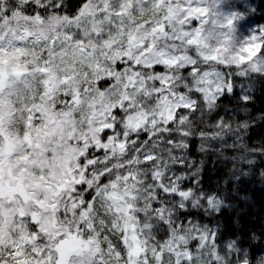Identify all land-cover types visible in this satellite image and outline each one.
I'll return each instance as SVG.
<instances>
[{
	"label": "snow or ice",
	"instance_id": "6c2138e0",
	"mask_svg": "<svg viewBox=\"0 0 264 264\" xmlns=\"http://www.w3.org/2000/svg\"><path fill=\"white\" fill-rule=\"evenodd\" d=\"M234 2L0 0V264H253L179 170L197 128L204 151L250 127L210 119L264 81Z\"/></svg>",
	"mask_w": 264,
	"mask_h": 264
},
{
	"label": "trees",
	"instance_id": "16d2710c",
	"mask_svg": "<svg viewBox=\"0 0 264 264\" xmlns=\"http://www.w3.org/2000/svg\"><path fill=\"white\" fill-rule=\"evenodd\" d=\"M233 8L247 10L239 24L246 33L264 26V0H235ZM236 83L249 87L252 100L246 104L240 102L238 86L236 96L222 98L221 107L210 119L223 117L233 128L247 121L250 125L247 132L240 131L242 139L226 135L224 140L210 141L201 151L197 128V134L189 140L187 163L179 166V170L190 175L199 169L200 187L223 201L218 212L205 215L202 210L193 209L191 215L214 227L220 240L242 241L255 264L264 257V81L248 82L237 78ZM245 149L257 151L246 153ZM242 155L255 163L243 162ZM187 164H191V168ZM192 183V180L187 182Z\"/></svg>",
	"mask_w": 264,
	"mask_h": 264
},
{
	"label": "rangeland",
	"instance_id": "374dc122",
	"mask_svg": "<svg viewBox=\"0 0 264 264\" xmlns=\"http://www.w3.org/2000/svg\"><path fill=\"white\" fill-rule=\"evenodd\" d=\"M239 31L243 34V33H246L244 30L240 29L239 27Z\"/></svg>",
	"mask_w": 264,
	"mask_h": 264
}]
</instances>
